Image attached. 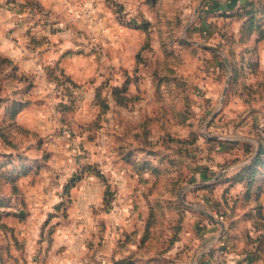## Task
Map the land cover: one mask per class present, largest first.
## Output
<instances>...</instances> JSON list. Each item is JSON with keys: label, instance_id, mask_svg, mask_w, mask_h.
Segmentation results:
<instances>
[{"label": "rangeland", "instance_id": "rangeland-1", "mask_svg": "<svg viewBox=\"0 0 264 264\" xmlns=\"http://www.w3.org/2000/svg\"><path fill=\"white\" fill-rule=\"evenodd\" d=\"M55 2L0 0V264L23 170L45 243L91 182L78 264H264V0Z\"/></svg>", "mask_w": 264, "mask_h": 264}, {"label": "crops", "instance_id": "crops-1", "mask_svg": "<svg viewBox=\"0 0 264 264\" xmlns=\"http://www.w3.org/2000/svg\"><path fill=\"white\" fill-rule=\"evenodd\" d=\"M39 1L42 5H47L49 7H54L56 3L55 0ZM125 4H127V2ZM139 6L138 8L136 7V9L134 8L135 13L138 11L140 13L141 10L147 13L144 5ZM7 14L14 17V13ZM43 133V131L40 132L41 135H43ZM79 139L80 140L76 142L84 146L85 150H87L86 156L90 158L91 156L88 152L92 151L93 144L89 142L87 135H82V138ZM13 142H20L21 150L25 149L23 146L27 144V141L22 136L16 137ZM15 160L18 162L14 161L13 157L11 158L12 164H15L12 168L20 166L19 169H21L25 162L20 161L17 157ZM70 168L73 170L75 166L71 164ZM13 172L17 173L19 171L14 170ZM22 172H24V170L19 172L20 179L18 184L20 186V191L23 193L22 197L29 207V211L26 212L28 215L27 219L20 220L19 217H16L13 213L14 208L12 206H6L1 209L6 211V217L3 219V222L7 226L13 227L15 235L18 237L17 245L13 244V241H11L9 246L14 249L16 254L17 248L21 249L19 251L20 254L23 252L26 253L27 256H29V264H33L30 259L32 260L36 257L35 253H37V251H41L42 248L44 250L47 247H49V249L45 261L43 259L37 260L39 264H78L79 250L83 247L86 238L87 230L85 224L91 212L88 201H90L91 196H94L91 192L92 189L89 190L91 182L89 180H82L72 189L70 192V205L67 211L68 216L66 220L56 219V221H61V223L59 222V225L55 228L51 242L45 243L44 240H41L45 214H47L46 212L50 210L52 205L58 200L55 198V195H52V192L48 193V195H44L43 189L45 184L43 179H41L42 177L37 178L34 176L35 180L29 182L27 179L28 177H23ZM17 175L19 174L17 173ZM8 197H12V195L8 193ZM18 260L20 261L19 263H21V260Z\"/></svg>", "mask_w": 264, "mask_h": 264}, {"label": "trees", "instance_id": "trees-1", "mask_svg": "<svg viewBox=\"0 0 264 264\" xmlns=\"http://www.w3.org/2000/svg\"><path fill=\"white\" fill-rule=\"evenodd\" d=\"M76 172L72 175L71 179L69 180V182L65 186L66 189H69V188L73 187L76 184V182L81 178V176H78V173H76ZM1 263H2V261H1Z\"/></svg>", "mask_w": 264, "mask_h": 264}]
</instances>
